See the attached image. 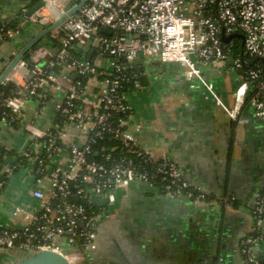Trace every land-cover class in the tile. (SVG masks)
Instances as JSON below:
<instances>
[{
	"label": "built area",
	"instance_id": "built-area-1",
	"mask_svg": "<svg viewBox=\"0 0 264 264\" xmlns=\"http://www.w3.org/2000/svg\"><path fill=\"white\" fill-rule=\"evenodd\" d=\"M40 1L47 6L53 2ZM44 18L37 9L31 14L22 10L12 26L0 19V43ZM60 32L53 58L43 62L51 56L50 50L34 47L27 60L21 58L15 65L23 68L21 81L9 74L0 81L16 85L15 93L3 99L0 123L9 122L8 114L19 117L28 99L44 104L50 87L65 91L64 100L55 104L57 122L46 131L30 129L33 140L23 152L26 164L38 166L45 177L46 183L37 178L33 189L40 205L35 210L15 206V213L24 217L19 225L0 223V252L50 250L69 264H83L84 255L97 248L98 228L109 217L116 191L132 181L159 183L169 196L184 197L194 205L210 203L206 193L189 185L171 156L155 160L139 145L127 127L130 107L125 88H142L136 66L143 58L156 56L177 63L188 80H199L233 121H247L242 108L248 102L264 123V0H87L77 13L63 19ZM88 40L108 56L106 67L85 56H72L71 47L81 48ZM208 66L242 75L232 105L224 103L213 83L204 78L202 67ZM63 71L74 72L78 78L62 77ZM60 76L66 84L59 81ZM91 85L96 87L95 101L93 93L90 97ZM68 125L87 131L86 141H68ZM107 140L115 144L108 145ZM63 151L64 159L58 162ZM20 165L24 166L23 160L6 163L0 158L8 179ZM5 185L6 179L0 180V201L5 198ZM263 212L264 191L253 208L255 229L242 241L241 252L248 264H263L252 250L260 237ZM64 246L77 250L67 251Z\"/></svg>",
	"mask_w": 264,
	"mask_h": 264
},
{
	"label": "crops",
	"instance_id": "crops-1",
	"mask_svg": "<svg viewBox=\"0 0 264 264\" xmlns=\"http://www.w3.org/2000/svg\"><path fill=\"white\" fill-rule=\"evenodd\" d=\"M38 1L0 0V19L6 23L15 21L22 10L31 9ZM79 1L53 0L48 6L44 4L38 9L45 17L42 23L30 24L12 39L1 42L0 75L23 46L44 29L43 23L56 21L61 9ZM60 37L59 24L32 47L50 50L51 56L43 62L56 55ZM32 48L26 52L28 58ZM81 49V56L103 67L108 65V56L92 44ZM139 64L143 68L142 88H125L130 107L127 127L153 159L171 156L189 185L206 193L210 203L194 206L184 197H170L155 183L132 181L119 188L114 209L99 225L97 248L87 252L82 263L248 264L241 246L255 229L253 208L264 191V123L248 102L242 108L247 121H233L202 83L188 80L177 63L153 56L143 58ZM23 72L21 66H16L8 74L21 81ZM202 73L222 101L232 105V94L243 80L242 75L217 66L202 67ZM63 75L71 80L78 78L74 72L63 71ZM61 76L59 81L66 84ZM89 93L90 97L93 93L95 101L96 87L91 85ZM47 97L44 104L35 98L26 100L21 115L13 116L14 123H0V158L6 163L24 161V166L20 165L9 179L0 168V180L6 179L0 206L14 208L11 216L0 212V223L7 226L24 222L23 215L15 213V206L35 210L40 205L33 189L36 179L46 183L45 177L38 166L26 164L23 152L33 140L30 129L46 131L57 122L55 104L64 100L65 91L50 87ZM65 128L68 141H86L87 131L74 125ZM107 144L115 141L107 140ZM64 156L65 151L60 152L57 161H63ZM42 187L46 188L44 184ZM258 233L260 237L252 250L264 264V212ZM24 255L21 250L0 252V264H15Z\"/></svg>",
	"mask_w": 264,
	"mask_h": 264
},
{
	"label": "water",
	"instance_id": "water-1",
	"mask_svg": "<svg viewBox=\"0 0 264 264\" xmlns=\"http://www.w3.org/2000/svg\"><path fill=\"white\" fill-rule=\"evenodd\" d=\"M86 1L87 0H80L78 3H76L73 6L67 5L65 7L66 13L60 16L56 21L43 23L44 29H42V31H40L38 35H36L31 41H29L25 46H23V48L13 57V59L7 65L3 73L0 75V81L3 80L5 76L15 67V65L23 57V55L33 46H35V44L38 42L39 39H41V37L44 34L48 33L54 27L58 26L67 16L78 12L80 7L84 5ZM43 5H44L43 1H38L31 9H28L26 11V14L33 13ZM102 31L104 33L110 34V32L105 28H103ZM136 37H138V35H136ZM225 39H228V37H226ZM90 44H91V40H88L87 43L84 45V48L88 49ZM13 211L14 208L5 209L4 207L0 206V212L6 215L11 216ZM15 264H69V263L63 255L54 251L45 250V251H39L35 254L25 253V255Z\"/></svg>",
	"mask_w": 264,
	"mask_h": 264
},
{
	"label": "trees",
	"instance_id": "trees-1",
	"mask_svg": "<svg viewBox=\"0 0 264 264\" xmlns=\"http://www.w3.org/2000/svg\"><path fill=\"white\" fill-rule=\"evenodd\" d=\"M14 23L15 22L12 21V22L7 23V25L12 26ZM239 40H240V38L237 37L236 38V45H235V50H236L237 53L239 52V49H240V46H241ZM55 43H56V41H55ZM70 52H71L72 56H79L82 53V49L81 48H76V47L73 46V47H71ZM27 55H28L27 53H25L23 55V58L26 59V60L28 59V56ZM88 59L90 61H92V58H88ZM136 68L141 73L140 80H141V83H143V80H142V70H143V68L140 66V64H138L136 66ZM79 79L81 81H84L85 80V78L82 77V76H80ZM15 91H16V85L13 82H7L5 84H0V111L5 110V108H4L5 106L2 104L3 103V99L6 96L13 95L15 93ZM7 119H8L9 122L11 121V122L14 123L13 116H11V115L8 114L7 115ZM157 184L159 185V183H157ZM64 247H65V249L67 251L68 250L69 251L73 250V248H71V247H67V246H64Z\"/></svg>",
	"mask_w": 264,
	"mask_h": 264
},
{
	"label": "rangeland",
	"instance_id": "rangeland-1",
	"mask_svg": "<svg viewBox=\"0 0 264 264\" xmlns=\"http://www.w3.org/2000/svg\"><path fill=\"white\" fill-rule=\"evenodd\" d=\"M118 192H119V189H118V191H116V194H115L116 197H117V195H118ZM112 206H113V205H112ZM112 206L110 207V211H112V210L114 209V207H112Z\"/></svg>",
	"mask_w": 264,
	"mask_h": 264
},
{
	"label": "flooded vegetation",
	"instance_id": "flooded-vegetation-1",
	"mask_svg": "<svg viewBox=\"0 0 264 264\" xmlns=\"http://www.w3.org/2000/svg\"><path fill=\"white\" fill-rule=\"evenodd\" d=\"M171 197V196H170ZM187 201H189V200H187ZM190 202V201H189ZM191 203V202H190ZM191 204H193V203H191ZM194 205V204H193ZM194 206H198V205H194ZM200 206H202V205H200Z\"/></svg>",
	"mask_w": 264,
	"mask_h": 264
}]
</instances>
